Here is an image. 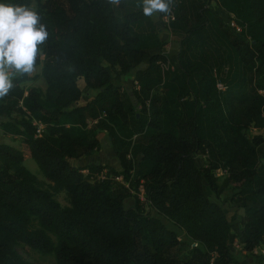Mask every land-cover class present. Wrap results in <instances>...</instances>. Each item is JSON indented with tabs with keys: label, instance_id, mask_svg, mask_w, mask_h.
Instances as JSON below:
<instances>
[{
	"label": "trees",
	"instance_id": "obj_1",
	"mask_svg": "<svg viewBox=\"0 0 264 264\" xmlns=\"http://www.w3.org/2000/svg\"><path fill=\"white\" fill-rule=\"evenodd\" d=\"M32 1L49 32L36 65L46 86L24 88L36 75L17 76L0 99V128L22 138L50 185L39 184L21 151L0 143V264H31L19 243L56 264H239L235 241L247 252L264 248V136L247 133L264 127V0H171L169 13H157L178 39L165 71V43L141 0L0 3ZM140 65L138 89L122 90L121 78ZM79 80L92 93L83 104ZM97 129L110 139L137 134L117 151L118 169L71 164L99 149ZM61 191L67 205L54 197ZM225 192L243 210L239 235L215 200ZM143 202L184 231L186 255Z\"/></svg>",
	"mask_w": 264,
	"mask_h": 264
},
{
	"label": "rangeland",
	"instance_id": "obj_2",
	"mask_svg": "<svg viewBox=\"0 0 264 264\" xmlns=\"http://www.w3.org/2000/svg\"><path fill=\"white\" fill-rule=\"evenodd\" d=\"M143 3V0H141ZM213 5V4H211ZM33 10L36 9V4L34 1L31 2L29 5ZM213 8H216V11L220 13L224 21L230 26L232 31L237 33L239 31V27L235 25L234 22H232L231 16L229 14L225 13L223 10H218L216 6H211ZM152 19L154 20L156 27L158 29V36L165 43L163 50L165 55L167 56V62L160 64V67L162 71L167 70L170 68L171 70L173 69L174 65L172 63L173 60H176V55L178 52V39L176 36L171 34V31L169 27L167 26L168 23V18H159L157 13H155L152 16ZM43 58V55H41V59ZM145 65H140L138 68L134 69L130 75L128 76H123L121 78V89L122 90H127L131 91L132 89H138L139 85L137 84V81L135 79V74L137 69L143 68ZM40 69H41V64L36 66L35 71L30 75L36 77L31 80H27L21 85L24 88H28L30 86L34 87H40L43 90L45 89V82L43 78L40 75ZM79 85L82 90V97L80 100V104L85 103L86 101L91 99L92 93L88 90L86 85L82 80H79ZM153 92L157 93H163L164 88L163 87H156L153 89ZM135 106V111L134 112H139L140 111V105L134 103ZM2 119L0 118V121ZM96 123V120H91L88 122L89 127H93ZM97 131V136L100 140V146L98 150H95L91 152L89 155L83 156L77 160H70L71 164L78 167V168H83L85 167L88 163L95 162L98 164L102 165H110L115 167L116 169L119 168L120 163L117 158V151L123 150L125 143L131 142L135 139L137 134H132L130 138H125V137H120V138H109V134L106 130H96ZM263 129H257V128H251L247 132L249 135H257L260 134L262 135ZM0 143H5L8 144L15 149L21 151L24 156V161L23 164L36 176L39 184L43 188H49L50 182L45 179V177L42 175L40 170L38 169L37 165L35 162L30 158L28 150L26 146L24 145L22 138L18 135H11V134H6L3 133V131L0 128ZM258 155L259 157L263 158L264 157V142L258 147ZM129 157V154L127 155ZM203 159L200 157H197L196 162L198 165H202ZM82 173L86 174L87 170L82 169ZM101 174H92L89 176V180H94V179H99L101 178ZM220 181V180H219ZM132 194H135V192L132 190ZM55 199L59 202L61 205H67L69 203V199L65 192L61 191L56 194H54ZM215 199V198H213ZM217 202L222 206L224 211L227 214L228 220L231 224V228L233 232L236 235H239L240 233V224H239V218L243 213L242 208L237 206V204L233 203L229 199V193L225 192L219 199H215ZM133 197L127 198L125 200V206L132 205L133 204ZM143 207L145 212H147L149 215L154 216L162 220V222L169 228L173 229L178 237L182 239L183 244L180 246V249L176 250L177 254L180 256H184L187 253L188 250V245L189 239L185 235L184 231L180 229L179 227L175 226L170 220L165 218L162 215H159L155 210L151 209L148 205H146L143 202ZM231 250L233 251L234 257L236 260L239 262V264H264V248L263 247H257L253 252H247L243 250L240 246L239 243L236 241L230 246ZM16 250L18 253L28 262L31 264H56L55 259L53 254H42L38 252L37 250H34L27 245L23 243H19L16 245Z\"/></svg>",
	"mask_w": 264,
	"mask_h": 264
},
{
	"label": "clouds",
	"instance_id": "obj_3",
	"mask_svg": "<svg viewBox=\"0 0 264 264\" xmlns=\"http://www.w3.org/2000/svg\"><path fill=\"white\" fill-rule=\"evenodd\" d=\"M118 6L122 0H107ZM171 0H143V14L169 13ZM49 32L41 13L28 4L0 3V99L14 88V79L30 76L36 69Z\"/></svg>",
	"mask_w": 264,
	"mask_h": 264
},
{
	"label": "built area",
	"instance_id": "obj_4",
	"mask_svg": "<svg viewBox=\"0 0 264 264\" xmlns=\"http://www.w3.org/2000/svg\"><path fill=\"white\" fill-rule=\"evenodd\" d=\"M231 18H232V17H231ZM232 22H234L233 19H232ZM234 23H235V22H234ZM235 25H236V24H235ZM217 87L220 88V89H223V88H224V87L222 86V84H220V83H218ZM41 128H42V126L39 124V125H38V131H39ZM261 129H263V131H262V135L264 136V127L261 128ZM104 172H105V170H104L102 173H100V174H101V175H100L101 178L104 177ZM221 173H222V172L219 171V170L216 172L217 175H220ZM113 178H114L115 180H117V181L123 182V180H122V176H120V175H118V176H113ZM124 184L127 185L126 183H124ZM139 190H140L139 198H140L142 201H144L145 199H144V197H143V189L140 187Z\"/></svg>",
	"mask_w": 264,
	"mask_h": 264
}]
</instances>
